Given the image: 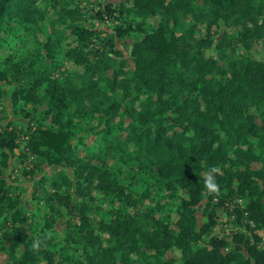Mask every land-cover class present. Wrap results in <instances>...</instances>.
Returning a JSON list of instances; mask_svg holds the SVG:
<instances>
[{
	"label": "trees",
	"instance_id": "16d2710c",
	"mask_svg": "<svg viewBox=\"0 0 264 264\" xmlns=\"http://www.w3.org/2000/svg\"><path fill=\"white\" fill-rule=\"evenodd\" d=\"M124 1H105L95 14L111 27L94 28L78 25L76 0H0V103L8 86L13 104H28L30 119L46 123L25 127L24 152L73 167L72 176L63 175L67 184L86 187L96 179L111 210L108 220L98 221L80 213L67 235H52V220L28 233L18 189L4 171L18 135L0 122V231L10 228L0 235L6 264H264V239L256 231L264 229V56H243L225 70L199 55L195 70L180 72L187 31L175 14L196 0H128L127 8ZM202 1L213 20L242 17L246 37L264 38V0ZM52 14L47 41L35 52L11 50L25 43L21 30L42 29ZM156 15L158 23L143 29ZM58 23L69 29L72 43H64ZM135 32L143 36L129 50L127 72L115 39ZM65 61L82 71L61 69ZM117 91L128 99L118 100ZM115 130H127L126 137ZM80 133L89 134L101 166L84 168L76 151L83 138L73 143ZM255 161L261 166L253 167ZM56 197L67 211L85 212L75 200ZM219 212L245 221L249 232L214 233ZM174 250L179 262L165 258Z\"/></svg>",
	"mask_w": 264,
	"mask_h": 264
},
{
	"label": "rangeland",
	"instance_id": "374dc122",
	"mask_svg": "<svg viewBox=\"0 0 264 264\" xmlns=\"http://www.w3.org/2000/svg\"><path fill=\"white\" fill-rule=\"evenodd\" d=\"M79 1L78 8L81 11L79 15L78 25L84 27L104 28L111 27V24L101 23L97 18L95 12L104 6V2L107 0H76ZM114 5L118 6L119 2L124 0H108ZM124 6L127 8L130 6V2L124 1ZM131 15V14H130ZM179 28L186 32L187 41L184 42L182 48V58L176 63V69L180 72H189L195 70L197 65L195 62V56H203L206 58H213L217 63L227 70L228 63L243 56H251L254 59L262 60L264 56V38L263 37H246L243 18L236 19V16L230 17L228 20H213V15L210 8L204 4L202 0H196L195 4L186 8L177 10L175 14ZM55 15H50V18L44 22L42 29L24 30L22 35L26 37L25 43H14L11 45V50L18 54L25 55L28 52H35L40 43L47 41V34L51 31L52 19ZM130 18V17H129ZM141 21L140 18H138ZM158 23L157 15L154 17L146 18V22L143 24V29L148 30L150 27L155 26ZM46 24V25H45ZM64 35L67 36L64 43H72V37L69 29L58 23L57 25ZM104 36V34H102ZM143 36L142 32H135L131 36H126L122 39H115V48L121 52L122 58L127 62L124 69L127 72L132 70V63L129 59V50L134 41L140 39ZM95 43H98L97 41ZM73 45V44H72ZM64 67L61 69H69L80 73L82 68L71 61H65ZM117 69V67H115ZM78 70V71H77ZM108 75H112V71L109 70ZM55 75L60 74L59 70L54 71ZM190 74V73H189ZM225 77L230 76V72H225ZM210 78V75H206ZM188 77V76H187ZM185 77V79H187ZM121 76H118L120 79ZM23 81L15 83V86L23 85ZM10 87H6V94L4 99L0 103V122L2 124L10 123L18 135L19 146L14 149L13 154L9 160V166L4 170L8 183L16 186L18 189V196L20 200V206L25 211L26 231L30 234L36 233L37 228H41L44 222L53 221L54 230L52 235L56 233L61 235L69 234L70 230L67 229L68 224L78 223L79 214L85 213V215L93 220L98 221L100 219L108 220L111 217V210H108L107 203L108 198L105 193L100 189L97 180H91L90 186L84 185L83 182L79 183V188L75 187V183L69 182L68 184L63 180V175L67 172L68 176H72L75 169L68 165H55L50 164L44 160H38L31 156L28 152H24L27 136L24 135V129L29 124L31 126H37L38 121L44 123L40 116H35L33 120L30 117L34 114L33 108L28 104H21L20 102L13 104L10 100ZM9 89V90H8ZM189 93V92H188ZM118 100L126 101L128 98L123 97V93L117 91L115 93ZM139 108V103H135ZM249 112H254V106L248 107ZM120 116H117V121ZM255 120L261 123L259 117L256 116ZM46 124V123H44ZM48 125V124H47ZM10 126V127H12ZM11 129V128H10ZM74 129H76L74 127ZM22 130V131H21ZM76 131V130H75ZM114 134L119 139H124L127 134V130H115ZM89 134L80 133L74 136L73 143L77 137L83 138L84 144L76 147L77 155L81 163H83L86 169L87 165H98L102 163L98 157L94 156L96 153V147L93 141L88 136ZM85 164V165H84ZM253 167H260L261 164L258 161L252 163ZM63 196L69 197L71 201L75 200L76 204L85 212H80L79 208L75 210L67 211L60 203V200L56 197ZM241 202V201H240ZM239 202V203H240ZM245 203H242V206ZM78 213V214H75ZM219 221L213 229L214 233L229 234L236 229H245L249 232V229L245 227V221H238L235 215L229 217L219 212ZM199 219L202 220L201 213H198ZM253 225V224H252ZM10 228L2 229V231H8ZM262 235L264 239V229L260 228L256 230ZM1 247V244H0ZM22 251V246L16 248V253ZM178 251H168L165 254V258L178 260ZM7 254L0 250V264H6L8 258ZM134 258L132 257V260ZM42 264L44 261L41 262ZM132 264H137L133 260Z\"/></svg>",
	"mask_w": 264,
	"mask_h": 264
},
{
	"label": "built area",
	"instance_id": "2783aa9c",
	"mask_svg": "<svg viewBox=\"0 0 264 264\" xmlns=\"http://www.w3.org/2000/svg\"><path fill=\"white\" fill-rule=\"evenodd\" d=\"M239 202H240V200H239Z\"/></svg>",
	"mask_w": 264,
	"mask_h": 264
}]
</instances>
